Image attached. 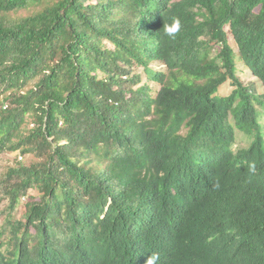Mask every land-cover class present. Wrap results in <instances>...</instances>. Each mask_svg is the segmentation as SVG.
<instances>
[{"label":"trees","instance_id":"trees-1","mask_svg":"<svg viewBox=\"0 0 264 264\" xmlns=\"http://www.w3.org/2000/svg\"><path fill=\"white\" fill-rule=\"evenodd\" d=\"M262 131L264 0H0V264H264Z\"/></svg>","mask_w":264,"mask_h":264},{"label":"rangeland","instance_id":"rangeland-1","mask_svg":"<svg viewBox=\"0 0 264 264\" xmlns=\"http://www.w3.org/2000/svg\"><path fill=\"white\" fill-rule=\"evenodd\" d=\"M33 11L32 8H29L27 10H22L18 12L17 14H14L13 17H25L29 15ZM231 44L233 43L232 40H230ZM233 45V44H232ZM234 46V45H233ZM158 70H162V68L157 67ZM238 77L240 81L247 87H252L255 90V93H260L261 88L259 84L256 82V79L251 75V73L243 68L241 65H238ZM142 76H144L142 74ZM146 81L145 77L142 79L141 84H143ZM149 85L152 87L153 91H156L158 89V86L155 85L154 83H149ZM231 89L229 87H226L222 93L224 95H228ZM255 107L259 113H261V107L260 105L255 103ZM262 136L264 139V131H262ZM253 138L252 137H247L244 134L240 133L239 131H235V144L233 146V150L237 151L240 149H246L249 147L251 144ZM264 147V146H263ZM264 150V148H263ZM19 156L18 153H2L0 155V179L4 176V174L10 169L13 168L14 166L18 165L19 163L27 165L30 162V159L27 157H21ZM6 208V203L1 201L0 198V220L2 221L4 212Z\"/></svg>","mask_w":264,"mask_h":264},{"label":"clouds","instance_id":"clouds-1","mask_svg":"<svg viewBox=\"0 0 264 264\" xmlns=\"http://www.w3.org/2000/svg\"><path fill=\"white\" fill-rule=\"evenodd\" d=\"M181 27L180 20L178 18L173 19L170 24L163 25V32L170 38H175V35L179 32ZM250 171H254V166H250ZM160 257L156 252H152L147 256L146 264H158Z\"/></svg>","mask_w":264,"mask_h":264}]
</instances>
